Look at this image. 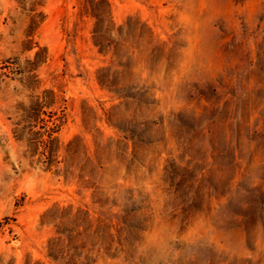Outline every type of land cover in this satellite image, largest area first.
I'll use <instances>...</instances> for the list:
<instances>
[{"label": "rangeland", "instance_id": "obj_1", "mask_svg": "<svg viewBox=\"0 0 264 264\" xmlns=\"http://www.w3.org/2000/svg\"><path fill=\"white\" fill-rule=\"evenodd\" d=\"M0 264H264V0H0Z\"/></svg>", "mask_w": 264, "mask_h": 264}, {"label": "trees", "instance_id": "obj_2", "mask_svg": "<svg viewBox=\"0 0 264 264\" xmlns=\"http://www.w3.org/2000/svg\"><path fill=\"white\" fill-rule=\"evenodd\" d=\"M34 22H35L34 19H32V22H30L26 28L25 34L27 37L32 36V32L35 28ZM37 53H38V51L35 54H37ZM44 106L45 105L39 99H36L35 101L31 102L29 104V106H21V105L18 106L21 113H23V112L24 113L27 112V113L23 114L21 120L15 123V128L13 130V133L17 138H19L18 136H19V133L21 132V129H22V128H20L21 125L28 127L27 114H28L29 118H32L33 122H36L37 118L40 116V111H41L42 107H44ZM60 118L61 117L51 118V120H50L51 124L44 126L45 127L44 131L40 132L41 137L46 136L47 140H50V141L53 140L55 137L54 134L56 133L58 126L60 124V121H61Z\"/></svg>", "mask_w": 264, "mask_h": 264}]
</instances>
